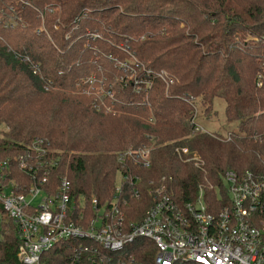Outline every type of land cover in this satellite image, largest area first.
<instances>
[{
	"label": "trees",
	"instance_id": "1",
	"mask_svg": "<svg viewBox=\"0 0 264 264\" xmlns=\"http://www.w3.org/2000/svg\"><path fill=\"white\" fill-rule=\"evenodd\" d=\"M216 99L234 125L192 132L196 104L203 126L217 114ZM33 137L57 160L53 186L66 170L73 196L102 201L126 174L129 217L144 211L148 189L159 184L178 201L201 190L205 204L218 207L227 196L224 170L264 175V0H0V157L13 159ZM151 140L147 167L107 151ZM3 223L0 264H19L13 226ZM136 241L135 254L153 264L152 245ZM75 242L42 251L40 264H69Z\"/></svg>",
	"mask_w": 264,
	"mask_h": 264
},
{
	"label": "built area",
	"instance_id": "2",
	"mask_svg": "<svg viewBox=\"0 0 264 264\" xmlns=\"http://www.w3.org/2000/svg\"><path fill=\"white\" fill-rule=\"evenodd\" d=\"M25 59L37 73V64ZM118 64L129 68L125 60ZM45 81L46 89L49 80ZM99 90L113 100L111 90ZM194 112L192 132L205 131ZM45 145L44 139L34 137L13 159L0 157V235L3 222L11 223L19 264H40L42 251L68 238L76 240L69 264H144L135 254L139 237L152 245L153 264H264V175L224 170L227 196L216 208L205 204L201 190L193 199L178 201L159 184L148 189L144 211L129 217L121 182H114L102 201L93 195L88 200L71 195L64 172L56 175L53 186L50 169L57 160L46 156ZM175 150L188 152L184 146ZM150 151L148 144L129 146L116 152V159L129 157L147 167ZM128 192L140 197L136 186Z\"/></svg>",
	"mask_w": 264,
	"mask_h": 264
},
{
	"label": "rangeland",
	"instance_id": "3",
	"mask_svg": "<svg viewBox=\"0 0 264 264\" xmlns=\"http://www.w3.org/2000/svg\"><path fill=\"white\" fill-rule=\"evenodd\" d=\"M5 20V19H4ZM39 20H40V23H39V25H37L38 27L40 26V24H41V22H42V20H43V16H41V15H39ZM14 23V22H13ZM15 24V23H14ZM3 26H5V24H3ZM35 28V31L36 30H39V28ZM37 32V31H36ZM23 45H24V43H22ZM84 45V44H83ZM85 48L87 49V50H89V48H91L90 46L88 47V45L87 46H85ZM27 53H28V51H27ZM29 54V53H28ZM27 56V55H26ZM51 73V72H50ZM15 79L16 80H19V81H21V82H23L24 84H25V89H23L24 91L26 90V89H31V87L30 86H27L28 85V80H27V78L26 77H22V75L19 73L16 77H15ZM45 80H49V79H45ZM44 80V82H46ZM49 83H50V80H49V82H47V88L46 89H48L49 88ZM87 93V92H86ZM214 107L216 108V109H218V111H217V114L215 115H213V116H211V117H208L209 118V120H207V121H205V123H204V125H203V128H204V130L206 131V132H214L218 127H220V126H222V125H229V126H233L234 125V123L232 124V123H226V121H224V119H223V115H222V113L220 112L221 111V106H220V102H219V100L218 99H216L215 101H214ZM219 106H220V108H219ZM195 114H196V117L198 118V120H200V117L201 116H204V118L203 117H201V118H203V119H205V117L207 118V116L205 115V114H203L202 113V110H201V108H200V106H199V103H197L196 104V109H195V112H194ZM223 129V128H222ZM6 130H7V128H6ZM97 128L95 129V131L93 132V133H95V132H97ZM221 133H224L225 131H220ZM92 133V134H93ZM106 134V133H105ZM20 138V137H19ZM22 138V137H21ZM24 138V137H23ZM34 138V137H33ZM33 138L31 139V140H33ZM149 139H150V137H149ZM31 140H29L28 142H27V146L29 145V143L31 142ZM112 142H115V139H114V137H113V139H112ZM124 146H126V147H124ZM123 147H120V145L119 144H114L113 145V149H111V150H107V151H114V153H115V155H116V152H118V151H122V150H124V149H126V148H128L130 145H124ZM148 146L149 147H151V149L154 147V141L153 140H151V142L148 144ZM132 147H134V146H132ZM117 149V150H116ZM150 154H151V151H150ZM150 157H151V155H150ZM66 170H64V174L66 175V177L69 179V177H68V173L67 172H65ZM120 182V178H119V175H116V177H115V183L116 184H118Z\"/></svg>",
	"mask_w": 264,
	"mask_h": 264
}]
</instances>
